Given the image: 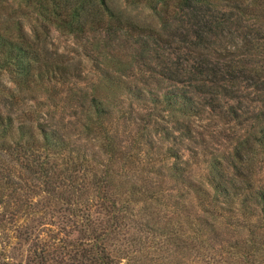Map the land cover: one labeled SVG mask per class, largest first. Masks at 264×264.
I'll list each match as a JSON object with an SVG mask.
<instances>
[{
  "label": "trees",
  "instance_id": "16d2710c",
  "mask_svg": "<svg viewBox=\"0 0 264 264\" xmlns=\"http://www.w3.org/2000/svg\"><path fill=\"white\" fill-rule=\"evenodd\" d=\"M122 1L14 0L7 18L0 3L1 187L15 203L71 197L88 233L55 264H153L124 235L148 202L168 218L141 222L154 251L178 240L195 264H264V0ZM52 31L81 46L77 59L49 49ZM134 64L139 84L126 80Z\"/></svg>",
  "mask_w": 264,
  "mask_h": 264
},
{
  "label": "rangeland",
  "instance_id": "374dc122",
  "mask_svg": "<svg viewBox=\"0 0 264 264\" xmlns=\"http://www.w3.org/2000/svg\"><path fill=\"white\" fill-rule=\"evenodd\" d=\"M0 3L6 5L3 7L4 17L7 18L8 14L15 15L14 10L17 8L14 0H0ZM115 5L123 7L122 0H114ZM126 7V6H125ZM128 11L132 14H136L141 18H146L148 10L142 9H129ZM17 12V11H16ZM23 16V15H22ZM23 20L24 26L26 28L36 27L35 20L31 17H20ZM29 30V29H28ZM51 44L48 45L49 49H57L59 51H64L69 56H75L77 59L75 51L80 50L81 46L76 44V41L72 38L62 36L56 31H52L49 37H47ZM126 49H122V53H128ZM128 57V54H125ZM83 56H81V59ZM125 59V57H124ZM102 64L105 65L106 61L103 57H100ZM83 64L88 68L90 62L84 60ZM132 72L133 76L127 78V81H131L134 84H139L140 80L144 76L140 73L142 67L137 64L133 65ZM154 86V85H153ZM167 86V85H164ZM168 88L169 85H168ZM102 92V91H101ZM32 96L45 97V93L42 89L31 92ZM68 94V93H67ZM59 96H63L60 94ZM65 100H58L63 107V102ZM41 102H48L47 98H42ZM59 108V107H58ZM45 111H51V108H44ZM153 112V109H151ZM56 113V112H55ZM150 110L143 111V115L147 118ZM61 112L56 113L55 120H58V116ZM66 122V119L65 121ZM225 129V130H224ZM232 129L237 130L236 126L221 127L215 126L210 128L211 131L231 134ZM120 132L122 131L119 128ZM224 130V131H223ZM216 132V133H217ZM241 134V130L238 131ZM155 140V143L160 144V142ZM215 141L212 145L214 148H218L219 151H224L232 148V144L228 141H221L220 137H212L211 141ZM12 170L17 172L18 165L15 163H10ZM119 172L123 170L120 168V164L115 165ZM190 174L194 180L204 181L205 168L203 166H192L190 167ZM137 176V173H136ZM17 179V178H14ZM0 175V181H1ZM3 181L0 182V184ZM164 186L168 187L170 184L168 182L163 183ZM168 185V186H167ZM9 189H5L0 185V264H38L39 254L42 249L48 250L47 262L46 264H55L56 260L67 250L73 247L72 244L80 243L84 240V237L88 233L84 226V220L75 215L79 213L75 205L68 204L71 197H68L64 192H56L53 194L41 193L39 195H32L29 197L22 196L21 202H14V199L9 195ZM76 199V197H74ZM92 203V202H90ZM74 212V214H73ZM137 212V222L126 230V241L134 240L136 242L135 248L140 249V256H154L153 264H195V253L189 246L183 247L181 241H176L177 243L167 245L158 251H154V248L148 247L151 244V236L147 237L145 233L142 232L141 222L149 220V222H157L156 225H164L168 218L163 217L167 212L164 206L157 203L148 202L145 205H138L136 207ZM170 221V220H169ZM231 232L227 230H221L217 236L221 238L220 244H224L225 240L232 238ZM213 235V233H212ZM190 242V240H188ZM188 242V244H189ZM185 244V245H188ZM182 245V246H180ZM165 246V245H164ZM149 248V249H147ZM139 253V252H138ZM142 254V255H141ZM125 260H122L120 264H124Z\"/></svg>",
  "mask_w": 264,
  "mask_h": 264
}]
</instances>
